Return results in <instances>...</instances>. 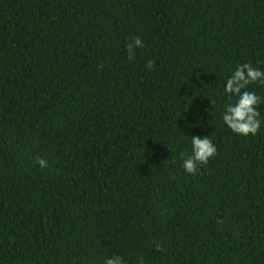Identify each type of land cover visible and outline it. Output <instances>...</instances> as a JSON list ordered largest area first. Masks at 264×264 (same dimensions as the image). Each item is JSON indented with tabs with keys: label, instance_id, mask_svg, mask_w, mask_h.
I'll use <instances>...</instances> for the list:
<instances>
[{
	"label": "trees",
	"instance_id": "trees-1",
	"mask_svg": "<svg viewBox=\"0 0 264 264\" xmlns=\"http://www.w3.org/2000/svg\"><path fill=\"white\" fill-rule=\"evenodd\" d=\"M244 63L264 0H0V264H264V85L256 135L222 119Z\"/></svg>",
	"mask_w": 264,
	"mask_h": 264
},
{
	"label": "clouds",
	"instance_id": "clouds-1",
	"mask_svg": "<svg viewBox=\"0 0 264 264\" xmlns=\"http://www.w3.org/2000/svg\"><path fill=\"white\" fill-rule=\"evenodd\" d=\"M136 47H144V42L139 36L126 44L128 59L135 58L134 49ZM146 67L154 68V61L149 60ZM257 82L264 85V70L254 68L250 63L237 66L226 81L224 91L228 94V99L231 100L233 95L237 99L235 103H229L225 106L222 119L224 124L237 135L254 136L260 129L261 121L258 118L260 113L257 106L261 103V98L254 91L246 90L249 85ZM191 145L192 154L183 158L181 166L188 174L195 175L198 166L207 165L210 159L217 154V147L208 136L201 138L198 135L191 136ZM181 155L184 156L183 153ZM36 163L41 168L48 166V161L42 157H37ZM104 264H127V262L121 256L114 255L106 258Z\"/></svg>",
	"mask_w": 264,
	"mask_h": 264
}]
</instances>
